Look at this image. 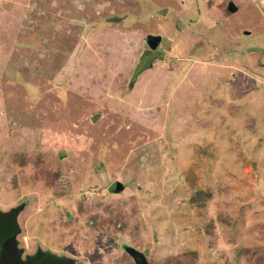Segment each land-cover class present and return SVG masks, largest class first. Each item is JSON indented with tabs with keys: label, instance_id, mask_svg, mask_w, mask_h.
<instances>
[{
	"label": "rangeland",
	"instance_id": "374dc122",
	"mask_svg": "<svg viewBox=\"0 0 264 264\" xmlns=\"http://www.w3.org/2000/svg\"><path fill=\"white\" fill-rule=\"evenodd\" d=\"M15 207L23 260L264 264V0H0Z\"/></svg>",
	"mask_w": 264,
	"mask_h": 264
},
{
	"label": "water",
	"instance_id": "95a60500",
	"mask_svg": "<svg viewBox=\"0 0 264 264\" xmlns=\"http://www.w3.org/2000/svg\"><path fill=\"white\" fill-rule=\"evenodd\" d=\"M161 39L160 35L147 36L146 42L151 47L154 48L156 43ZM121 188V184H117V189ZM17 241L15 233L7 237L4 241H2L1 248V256H0V264H74L73 259L65 258L61 256H51L46 255L41 257L40 259H28L23 260L21 254L23 253V249L16 248ZM126 250L133 257L136 264H148L144 254L132 247L126 246ZM64 262V263H63Z\"/></svg>",
	"mask_w": 264,
	"mask_h": 264
},
{
	"label": "trees",
	"instance_id": "16d2710c",
	"mask_svg": "<svg viewBox=\"0 0 264 264\" xmlns=\"http://www.w3.org/2000/svg\"><path fill=\"white\" fill-rule=\"evenodd\" d=\"M112 19L118 20V18L116 16H113ZM147 46H148V44H147ZM114 186H115V184H114ZM197 192H199V194H200V195H198V197L204 196L203 194H206L208 197L210 196V193H208V192H204V191L200 192L198 190H197ZM204 197H202L201 199H204V201L202 203L205 205L207 203V201H206V198H204ZM17 210H18V207H15V208L10 209L9 212H7L3 215H0V241H4L7 237L12 235L13 233H15L19 229V227L17 226V223H16ZM205 225H206V227L210 226L211 221H207L205 223ZM126 246L127 245H124V247H126ZM35 252H37L36 255H34V256L31 255L27 258L34 260V259H40L41 257L46 256V255H51V256L56 255V254H54L48 250H43L39 247H37ZM142 253L144 254V256L147 260L146 254L144 252H142ZM132 260H133L132 263L136 264L133 257H132ZM147 263L150 264V262H148V260H147Z\"/></svg>",
	"mask_w": 264,
	"mask_h": 264
},
{
	"label": "bare ground",
	"instance_id": "6f19581e",
	"mask_svg": "<svg viewBox=\"0 0 264 264\" xmlns=\"http://www.w3.org/2000/svg\"><path fill=\"white\" fill-rule=\"evenodd\" d=\"M85 56V55H84ZM90 72V71H89ZM67 76V75H66ZM69 84V83H68ZM99 85V84H98ZM139 85V84H138ZM104 106V105H103ZM72 115V114H71ZM51 126V125H50ZM73 126V125H72ZM60 128V127H59ZM69 128V127H68ZM54 129V128H53ZM62 129V128H61ZM57 131V130H56ZM75 132V131H74ZM76 134V133H75ZM72 141V140H71ZM71 143V142H70ZM75 143V142H74ZM76 144V143H75ZM69 145V144H68ZM71 146L73 145V144H70Z\"/></svg>",
	"mask_w": 264,
	"mask_h": 264
}]
</instances>
